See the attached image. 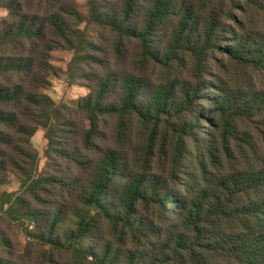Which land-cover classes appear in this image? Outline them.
<instances>
[{
    "label": "trees",
    "instance_id": "16d2710c",
    "mask_svg": "<svg viewBox=\"0 0 264 264\" xmlns=\"http://www.w3.org/2000/svg\"><path fill=\"white\" fill-rule=\"evenodd\" d=\"M105 2L91 0L84 15L74 0L0 1V215L26 238L0 264H264V89L204 88L216 52L236 70L264 71V0ZM84 23L114 37L112 70ZM57 48L74 52V72L102 68L79 74L92 85L73 107L44 93L59 76ZM152 66L166 75L159 84ZM200 116L210 129L199 130ZM107 120L113 141L103 148ZM134 126L142 143L129 158ZM39 128L65 163L57 175H37ZM9 174L21 180L16 192L1 191Z\"/></svg>",
    "mask_w": 264,
    "mask_h": 264
},
{
    "label": "rangeland",
    "instance_id": "374dc122",
    "mask_svg": "<svg viewBox=\"0 0 264 264\" xmlns=\"http://www.w3.org/2000/svg\"><path fill=\"white\" fill-rule=\"evenodd\" d=\"M1 1V0H0ZM25 1V0H22ZM91 0H74V4L77 9L84 15H88V7ZM105 3L118 5V0H106ZM30 13H44L39 7H33L29 10ZM8 13L1 8L0 5V28L7 19ZM80 29L84 31L85 36L92 42L101 45L104 52L107 54L108 64L106 68L109 70L113 69V66H116V61L113 56V42L114 37L103 30H97L95 27H91L84 23L81 25ZM93 53V52H92ZM138 48L136 43L129 46L128 53L124 62L125 70H132L133 63L137 58ZM94 54V53H93ZM52 64L57 67L59 70V76L51 80V85L47 91L44 93L50 96L58 105H67L69 107L75 106L77 100L85 97L89 92L87 90L88 86L92 85L90 80H80L79 74H88L92 75L93 73L101 74L102 68L100 65L88 66L86 64H81L76 67L75 72L71 70V63L74 58V52L69 51L63 48H57L54 52L51 53ZM229 64L227 58H224L218 52L213 56V61L211 64V70L206 75L204 79L205 86L207 88L208 83H220L227 90H237L240 92H252L254 90L264 89V71L262 73L254 74L250 71L245 72L243 70H236ZM154 67V68H153ZM188 70H183L179 77L188 78ZM148 77L152 80L153 83L159 84L166 79V75L163 73L162 69L159 66H152ZM215 96L219 92L215 90H206ZM205 111L209 109L207 103H203L202 106ZM200 107L196 108V111H199ZM69 112H66L67 115ZM209 117L215 116L210 115ZM77 123V128H74L75 137L78 140L77 145L80 146L84 134V126L82 121L74 118ZM206 116H200L199 130L206 131L210 129V124L205 121ZM113 122L107 120L102 126L103 140H100L99 145L103 148H106L110 142L113 141L112 129ZM176 122L171 123V127L176 126ZM170 128V127H169ZM164 127L161 124L160 130L168 133V139L171 141V130ZM139 131L134 126L129 132L127 143L125 145V153L128 157H132L136 150L139 149L141 145V140L139 136ZM53 133V132H52ZM59 133L55 136V141L66 142V140ZM61 137V139H59ZM31 144L33 150L39 156V172L37 175L43 176H52L57 175L58 172L65 166L63 160L56 157V154L49 151V141L47 139V132L42 128H39L35 136L31 139ZM60 146H64L60 144ZM84 156V153L82 154ZM81 159V157H79ZM156 169H154L155 171ZM21 180L17 175L9 174L7 176L6 183L1 187L3 192H16L20 188ZM6 241L7 248L3 250L0 245V257H8V253L12 252L14 259H17L24 250L26 244V238L23 234V226L19 227L18 224L11 223L7 221L3 216L0 215V243Z\"/></svg>",
    "mask_w": 264,
    "mask_h": 264
}]
</instances>
